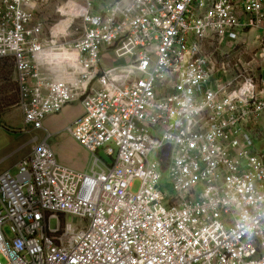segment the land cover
<instances>
[{"label": "built area", "instance_id": "2783aa9c", "mask_svg": "<svg viewBox=\"0 0 264 264\" xmlns=\"http://www.w3.org/2000/svg\"><path fill=\"white\" fill-rule=\"evenodd\" d=\"M50 6L0 0V60L22 133L79 103L93 163L33 137L0 173V264H264V0Z\"/></svg>", "mask_w": 264, "mask_h": 264}, {"label": "crops", "instance_id": "0c3cea01", "mask_svg": "<svg viewBox=\"0 0 264 264\" xmlns=\"http://www.w3.org/2000/svg\"><path fill=\"white\" fill-rule=\"evenodd\" d=\"M17 104L18 103H16L10 111L1 113L0 119L5 125L4 130L23 127L22 113L18 109ZM83 112L84 110L81 104L74 103L66 106L59 115L47 117L44 121V129L41 131L40 138L44 139L50 135L48 142L55 152L58 161L65 166L86 172L91 167V165L88 167V160L92 155L66 131L69 124L80 117ZM1 135H5L3 130H0V137ZM258 143L264 144V142L260 143L259 141ZM6 145L7 143L1 142L0 152L6 149ZM12 153L13 152L10 154ZM15 165L13 164L11 168H15ZM1 172H3V170L0 171V173Z\"/></svg>", "mask_w": 264, "mask_h": 264}, {"label": "rangeland", "instance_id": "374dc122", "mask_svg": "<svg viewBox=\"0 0 264 264\" xmlns=\"http://www.w3.org/2000/svg\"><path fill=\"white\" fill-rule=\"evenodd\" d=\"M66 0H51V6L49 8V14L54 15L55 10L61 6ZM263 73L264 77V61L263 65L258 67L259 78ZM264 87V86H263ZM19 94L17 83L15 81V70L13 63L10 60H0V115L1 113L8 112L12 107L18 103ZM23 128V127H22ZM22 128H12V130H3L5 135L0 137L1 142L7 143L6 149L0 152V171L9 169L12 165L17 164L20 159L27 156L33 150V137H41V131L32 132L31 134H23ZM264 131V130H263ZM41 139V138H40ZM260 143L264 142V137L262 140H258ZM13 152L12 154H10ZM99 157L108 163H111L112 159L109 158L102 151L99 153ZM93 163V157L88 160V167ZM91 168V167H90ZM14 171V168H11ZM165 187H168V181L166 180V175L164 176ZM139 187V182L135 184L134 190L137 191ZM72 221V217L69 219ZM57 224V220H52V227Z\"/></svg>", "mask_w": 264, "mask_h": 264}, {"label": "bare ground", "instance_id": "6f19581e", "mask_svg": "<svg viewBox=\"0 0 264 264\" xmlns=\"http://www.w3.org/2000/svg\"><path fill=\"white\" fill-rule=\"evenodd\" d=\"M69 22V21H68Z\"/></svg>", "mask_w": 264, "mask_h": 264}]
</instances>
